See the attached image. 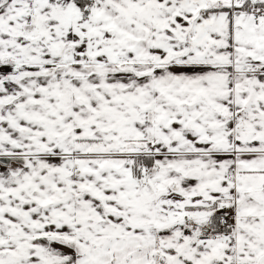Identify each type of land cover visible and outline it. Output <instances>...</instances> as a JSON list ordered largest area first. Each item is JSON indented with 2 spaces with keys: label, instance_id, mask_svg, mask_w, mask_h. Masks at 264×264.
<instances>
[{
  "label": "snow or ice",
  "instance_id": "obj_1",
  "mask_svg": "<svg viewBox=\"0 0 264 264\" xmlns=\"http://www.w3.org/2000/svg\"><path fill=\"white\" fill-rule=\"evenodd\" d=\"M0 264H264V0H0Z\"/></svg>",
  "mask_w": 264,
  "mask_h": 264
}]
</instances>
